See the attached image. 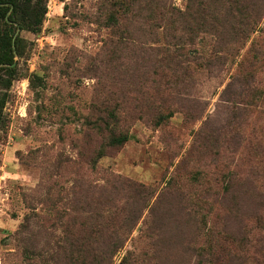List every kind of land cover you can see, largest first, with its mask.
I'll use <instances>...</instances> for the list:
<instances>
[{"label": "rangeland", "instance_id": "1", "mask_svg": "<svg viewBox=\"0 0 264 264\" xmlns=\"http://www.w3.org/2000/svg\"><path fill=\"white\" fill-rule=\"evenodd\" d=\"M137 1L132 2L146 29L140 41L148 49L139 57L121 47L111 54L105 48L123 40L127 30L132 37L137 33L127 22L109 27L113 0H46L41 31L20 33L24 54L15 59L19 75L0 123V264H46L50 254L75 246L91 231L98 236L89 240L99 247L100 238L116 227L115 212L125 210L136 220L120 233L123 241L111 264L129 254L140 261L157 242L155 263L196 264L198 253L224 239L234 250L243 238L253 246L264 236V209L258 211L255 197L264 196V15L223 71L192 77L189 95L175 97L177 86L169 92L164 86L166 102L159 97L158 66L153 71L160 59L155 50L170 40L169 27L155 21L159 0ZM166 1L175 25L183 18L192 25L200 20L196 0ZM257 7L264 12V5ZM193 39L197 45L191 50L202 51L205 35L199 31ZM238 71L252 72L254 80L249 89L233 82L226 97L241 91L235 105L221 95ZM141 83L145 98L139 96ZM122 101L125 110L138 101L139 117L123 126L128 141L94 166L92 151L99 143L92 124ZM154 110L169 114V120L155 125ZM107 174L133 188L108 183ZM138 186L149 191L144 210Z\"/></svg>", "mask_w": 264, "mask_h": 264}, {"label": "trees", "instance_id": "2", "mask_svg": "<svg viewBox=\"0 0 264 264\" xmlns=\"http://www.w3.org/2000/svg\"><path fill=\"white\" fill-rule=\"evenodd\" d=\"M113 1L116 12L107 16L109 27L116 29L120 23L127 22L136 26L137 33L135 37H132L127 30V35L123 40L110 41L105 44V48H109V53L111 54L116 53L118 47H121L124 52H129L139 57L145 49L148 50L145 47V42L140 41V35H143L141 32L146 34L145 18L141 15V9L132 2L135 0ZM196 1L199 5L197 14L200 20H197L192 25L183 18L175 25V19L172 15L168 17V14H172L173 12L165 6L167 1L159 0V13L155 21L158 22V26L160 27L164 25L169 27L166 29L171 34L170 40L167 41L166 45L155 50L159 53L158 56L160 57L159 60L155 58L156 66L153 71L155 73L158 66L156 81L161 87L159 97L163 96L162 88L164 86H167L165 88L166 91L169 90V86H177L173 92L175 97H178L179 94L189 95L187 91L189 90V84L193 81H190L192 77H198L202 71H205L207 77L212 78L215 77L216 73L223 71V66L230 60L229 57L234 56L235 49L239 47L240 50L245 47L249 31L254 29L257 19L261 15L262 17L264 15V12L261 13L257 7L264 5V0L251 2L250 4H247V0ZM137 3H140V0ZM46 13V0H0V123L2 112L7 102L8 92L13 81L19 75L15 59L22 58L24 54L23 40L20 37V33L29 32L38 34L42 29ZM146 16L151 19L150 15ZM141 26H143V29ZM17 30H19V33L16 35ZM199 31L205 35L202 51L197 48L191 50L190 45H197L193 38ZM254 58L257 59V57ZM233 61L235 62L234 58L231 62ZM219 68L220 70H217ZM215 70L217 72H214ZM33 79L38 80L36 76ZM229 80L231 81L226 84L221 95V100L232 104L235 103V105L240 104L239 101L242 98L241 91L232 93L230 97H226V94L232 88L233 82L249 89L252 86L254 74L252 72L242 74L238 71L232 74ZM140 89L139 96L145 98L147 91L143 83H141ZM251 93L254 95L258 91L254 89ZM122 97L124 100V96ZM163 98L167 102V98L164 96ZM179 101L186 100L185 98L181 100V97H179ZM123 104L124 101L119 105H113L107 110L105 108V115L98 117L92 124L96 142L97 144L99 143L92 151V163L94 166H96L97 161L102 156L110 153L108 152L109 150L118 149L128 141L129 134L123 126L129 117L134 115V117H139L138 115L142 107L138 106L140 103L137 101V106L125 110L124 106H122ZM121 110H123L122 113ZM157 113L154 110L152 114V116L156 117L155 125H160L170 118L169 114ZM137 119L139 120V118ZM234 140L238 144L239 136H235ZM107 175L106 180L108 183L126 188L131 186L130 182L128 183L118 176ZM254 175L257 176L258 174ZM138 192L140 193L138 195L143 197L141 205L142 210H144L149 191L147 192L145 188L138 186ZM129 193L132 192L129 191ZM111 196H113L112 201H114L116 195L111 194ZM255 197L257 198V206H259L258 211H261V209H264V196L255 193ZM81 201L78 198V202ZM103 201L108 200L101 198L100 202ZM122 215L120 211L115 212L113 223L116 227L112 228L111 233L100 238L101 245L99 247L94 246L90 242V237L98 236L96 231H91L89 232L90 235L79 236L75 241L77 243L75 246L62 247V250L58 254H50L49 259L46 258L45 260L46 264L48 262L49 264H111L112 258L118 252L123 241L121 240L120 233H127L129 227L131 229L136 220L134 214L127 217L129 214L126 210L122 212ZM258 218L262 222L260 215L256 216V219ZM154 222L157 223L158 227H161V224L156 222V219ZM145 238L151 240L152 234H147ZM157 238V236L154 237V240ZM227 242L224 239V243L211 248L205 254L198 253L199 260L196 264H218L220 262L224 264H264V236L256 239L253 246L248 245L247 240L243 238L240 240V245H237L234 250L230 249ZM157 243L148 245L150 248H147L148 252L140 255L142 256L140 261L130 260V257L133 256L129 254L120 264H157L153 261L158 254L155 250L157 247L155 244Z\"/></svg>", "mask_w": 264, "mask_h": 264}, {"label": "water", "instance_id": "3", "mask_svg": "<svg viewBox=\"0 0 264 264\" xmlns=\"http://www.w3.org/2000/svg\"><path fill=\"white\" fill-rule=\"evenodd\" d=\"M19 33V30H17V33H16V35ZM14 42V41H13ZM14 44V43H13Z\"/></svg>", "mask_w": 264, "mask_h": 264}]
</instances>
